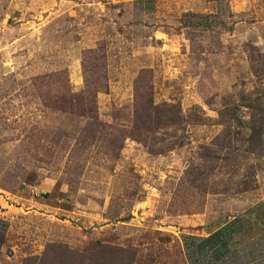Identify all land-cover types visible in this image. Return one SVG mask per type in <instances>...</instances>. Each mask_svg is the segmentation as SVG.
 I'll use <instances>...</instances> for the list:
<instances>
[{
  "label": "rangeland",
  "instance_id": "374dc122",
  "mask_svg": "<svg viewBox=\"0 0 264 264\" xmlns=\"http://www.w3.org/2000/svg\"><path fill=\"white\" fill-rule=\"evenodd\" d=\"M262 197L264 0H0V264H187L178 219Z\"/></svg>",
  "mask_w": 264,
  "mask_h": 264
},
{
  "label": "crops",
  "instance_id": "0c3cea01",
  "mask_svg": "<svg viewBox=\"0 0 264 264\" xmlns=\"http://www.w3.org/2000/svg\"><path fill=\"white\" fill-rule=\"evenodd\" d=\"M246 202L178 219L187 264H264V197Z\"/></svg>",
  "mask_w": 264,
  "mask_h": 264
},
{
  "label": "trees",
  "instance_id": "16d2710c",
  "mask_svg": "<svg viewBox=\"0 0 264 264\" xmlns=\"http://www.w3.org/2000/svg\"><path fill=\"white\" fill-rule=\"evenodd\" d=\"M165 108L167 109L163 108V110L158 107L154 108L155 111H158V114H155L156 117L154 118V121H152L153 123L151 126L157 129L161 128V125L163 126L161 118L163 119L167 117V115H163L164 111L174 110V106L166 105ZM148 117H150L149 120H151V116L149 114ZM137 119H139V116ZM167 122L169 125H173L177 121L174 118H168ZM137 125L139 126V124H136V127ZM137 129L141 130V127H138ZM136 134L138 135L139 133ZM138 138L142 141L141 136ZM6 228L7 222L0 219V252ZM48 249L54 252L52 256H49L48 251V254L26 259L23 264H134L136 260V253L132 249L103 244L99 245V247L94 251V253L91 254L90 257H84L80 255L79 252L63 245L52 244L48 247Z\"/></svg>",
  "mask_w": 264,
  "mask_h": 264
}]
</instances>
